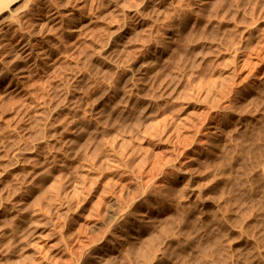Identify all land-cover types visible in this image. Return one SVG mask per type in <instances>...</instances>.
Here are the masks:
<instances>
[{
  "label": "rangeland",
  "instance_id": "1",
  "mask_svg": "<svg viewBox=\"0 0 264 264\" xmlns=\"http://www.w3.org/2000/svg\"><path fill=\"white\" fill-rule=\"evenodd\" d=\"M64 1L30 0L27 5L20 6L22 8H19L18 13L20 16H24L22 20L26 31L32 29L29 22L34 16H39L45 12V8L50 4L60 5ZM168 1H72L71 5L61 8L62 21L54 24L44 38H38V43L46 45V50L43 53L36 50L30 61L20 62L27 71L26 78L21 79L17 75L14 69L15 66H12L13 64L6 65L8 67H6L5 74L0 75V235H4L0 237V256H2L0 262L5 261L6 264H10L12 259L21 257V262L23 261L21 264H29L28 261L32 262L30 264H33L34 261L40 262L39 264H66L72 256V259L76 261L73 264H82L84 258L90 256L92 246L104 241H100V238L99 240L96 239V235L98 234L97 236L100 235V237L104 235L103 238L105 239V232L108 233V229H112L113 224L111 223L114 220V224L118 221V225L115 224L118 227L119 225L125 227L124 234L125 231L127 234L128 231L136 229L135 238L126 237L125 235L121 239L122 250L120 253L118 252L119 254H116L117 256L115 255L117 258H114V262L117 264L119 262L124 263V261L129 262V264H142L143 262V264H147L148 256L151 260L148 264H264V0H235L238 4L234 3V5L229 0H222L226 4L221 0H208L203 8L199 6V0ZM219 1L227 8L225 6L223 8L221 2L219 3L222 4L220 7L217 4ZM110 2L111 4H108ZM237 5H241L240 9H236L239 8ZM231 6H235V8L232 10ZM225 9L226 14L223 13ZM235 10L238 11V14ZM219 11L222 12H220L222 15L218 14ZM32 12L36 14L33 15ZM157 12H160L161 16ZM137 13L139 14L137 15ZM197 14L198 16L202 15L201 17L205 19L197 18ZM90 17L92 18L89 19ZM177 25L179 34L176 36L175 43H172L168 48L163 45L162 41L165 42L166 38L168 39L171 29ZM132 31L134 32L132 33ZM162 46L168 50L163 49L164 51L160 55V47ZM155 48L159 49L156 50ZM171 52L172 54H170ZM44 53L46 55H43ZM156 54L159 63L156 62L157 64L152 66L154 70L151 69L152 67L148 68L143 76H140L138 72H133V70H136V66L150 60L151 55ZM5 57L3 51L0 50V68L4 65ZM105 91L108 92L105 93ZM102 92L107 95L104 96ZM106 100L109 102H106ZM138 100L139 105L136 102ZM149 101L153 105L147 104ZM104 103L107 105L105 106ZM145 103L146 107L149 105L146 110L143 107ZM130 106L135 107L130 108ZM137 107L141 112L137 110ZM140 107H143L144 114ZM129 109L132 111L130 112ZM133 109H135L134 112ZM136 110L138 113H136ZM79 125L83 126V129ZM135 126L136 128H134ZM137 128L141 129V132L138 133V136H135L136 132L133 131ZM113 133L114 135L116 133L117 136H114ZM71 135L76 138V141L74 140L72 143H70V141H73ZM109 136H114V138L112 139ZM106 137H109L108 141L116 140L115 145L110 144L111 142H109V145L108 141H105L107 140ZM116 137L118 140L115 139ZM120 141H122L121 144ZM112 143L114 142L112 141ZM104 145L105 148H110V151L107 148L106 151ZM98 149L103 154L109 152L111 154L109 156L106 154V157V155L98 153ZM207 153L211 156H208ZM94 156H97L94 158L95 162L97 161L96 163L93 162ZM32 157L33 159H31ZM98 157L103 160L101 158L98 160ZM34 158H36V161ZM45 158L47 159L44 162ZM106 158L109 160H106ZM100 160H102V163L99 162L101 164L104 161L103 165L98 164ZM106 161H110V163H105ZM91 164L95 165L92 166ZM105 164L107 166L108 164L112 165L107 167ZM86 165H88L87 168ZM89 165L95 168L91 167L89 169ZM46 166H50L49 169L52 167L50 169L51 173L48 168L47 170L44 169ZM105 166L107 169L103 170ZM99 167H103L102 170L100 169L101 171L98 170L100 173L97 171ZM227 169L228 171H226ZM42 170L46 171L43 172ZM38 171L44 174L49 172L53 179L50 174H48L49 177L48 175L43 176L44 174L38 173ZM221 171L224 173H221ZM59 172L61 173L59 177L64 174L65 179L63 180L65 182L62 177L56 179V176H58L56 174H59ZM95 172L97 175H95ZM36 174L39 175L36 176ZM93 174L95 176L99 174V180L94 176L98 181L94 177L91 178ZM88 175H91V179ZM224 176L228 178L224 179ZM229 176H233V178L230 177L231 180H229ZM69 177L73 178V182ZM54 178L59 180L57 181L59 183H55ZM83 178H87L88 182L83 181L85 180ZM92 179L98 185L95 182V186H93ZM51 180H54L53 183ZM41 181L44 183H41ZM67 181L70 183L67 184ZM29 182L30 184H28ZM79 182L83 183L81 187L77 185L80 184ZM73 183L81 189L83 188L82 185L85 187V185L91 183L88 185L90 188L95 187V190L91 188L90 191L89 186H87L89 190L85 187L87 189L83 188L82 193L80 192L81 189L73 186ZM47 185H51L55 189H57V186L60 188L62 186L67 191L69 189V191L63 189L64 193L62 188V192L57 191L61 194L60 199L64 193V200L61 199L60 202H57L59 198L56 195L59 193L54 189L51 192V187ZM152 185L153 188H156L157 185V188L151 189ZM70 187H72V190H70ZM207 187L209 188L207 189ZM76 188L77 192L74 196L77 198L79 196L78 199L72 197ZM42 189L43 191L46 190L45 195ZM201 189L203 194L205 192L204 198L211 197V201L209 200L206 206H200L199 201L196 199V195ZM18 190L20 191L17 193ZM25 190L29 192L27 193ZM105 190L107 194L111 191L112 196L105 194ZM38 191L43 193L44 198L43 196L40 197L43 200L45 199V202L41 203V198L38 197L36 199L38 204L35 200L31 203V198L35 199L37 194L38 196L42 195ZM142 191L146 194H141ZM87 192H90L89 196ZM78 193H82L86 199ZM113 193L117 195L115 196ZM162 193L167 194L165 196ZM52 194L56 198L52 197ZM67 194L68 197H70L69 194L71 195L70 199L74 204L70 202L69 198L68 200L65 197ZM98 194L100 200L97 197ZM101 194H104L105 203ZM168 195L169 197H167ZM230 195H234L233 198ZM46 196L51 197L47 198ZM107 196L108 198H106ZM117 196L120 198L116 199ZM134 196L137 197L134 198ZM146 197L149 200H145ZM19 198L20 200H26V202L20 201ZM92 198L104 204L98 201V209L101 204L103 206H100L99 212H97L98 215L100 213L102 215H99V218H97L96 211L98 210L96 206L93 207L95 209L94 213H96L93 215L95 216L91 215L94 210L90 207L94 206L92 202L95 204ZM65 199L74 207L69 205ZM50 200L52 203L50 202V207H48L49 203L47 201ZM79 200L81 202L85 200L83 201L84 204L80 203ZM13 201L19 202V204L16 205ZM55 201L59 208L55 207L57 206ZM109 201L113 202L115 206L119 205L120 209ZM129 201L134 206L130 205ZM212 201L214 203H211ZM65 202L67 205H65ZM106 202H109V204L107 203L108 208H105ZM119 202L123 206L122 208ZM45 203L46 206H44ZM31 204L36 206H31ZM59 204H62V206ZM81 204L83 207L80 206ZM147 204L150 205L147 206ZM29 205L32 208L30 211ZM24 206L29 208L25 210ZM52 206L53 211L59 210L60 215L58 211H56L57 214H52ZM75 206L76 209L78 208L77 210H75ZM231 206L232 211L235 210L234 213L231 211ZM10 207H12L11 210ZM40 207H43V209H40ZM46 207L50 208V211ZM126 207L128 210L132 209L131 221L122 217L125 210L127 211ZM35 209H39L38 212L40 213L37 214ZM66 209L68 212L71 209V214L68 215ZM105 209L110 211L103 212ZM45 210L47 211L45 212ZM107 211L110 215H113L110 217ZM112 211L114 213H111ZM134 211L137 212L134 213ZM147 211L149 213L154 212L152 218L153 221L155 218V223L151 222L152 218H149L146 221L148 224L145 222L143 225L139 218ZM34 212L36 214H31ZM41 212L48 217V225L45 224L47 218ZM65 213L68 216L64 215ZM83 213L89 215H83ZM11 214L14 215L11 216ZM51 214L53 218L50 217ZM103 214L106 216L104 217ZM26 215H31V218ZM60 216L64 221L66 220V224ZM217 216L219 219L216 218ZM20 217L22 220L25 219V222L28 220L27 223L22 225L23 227L17 226L23 223L19 222L18 218ZM23 217L25 218L23 219ZM103 217H107V219ZM30 219L35 220V222ZM37 219H39V222ZM49 219L52 220L50 226L54 225L52 228H49ZM186 219L188 222H186ZM40 221L44 226H39ZM84 221H87V224L84 223L83 225L82 222ZM93 221L96 222L93 223ZM105 221H108L110 225ZM31 222L34 224L31 225ZM53 223H56L57 226ZM60 223L62 226L64 224L67 226L64 225L61 230ZM79 223L82 225L79 226L81 229L77 226L80 225ZM99 223H104L103 227ZM28 224L29 228L26 227ZM58 224L60 226L59 230L57 229ZM164 224L166 226L169 224L171 228L168 226V230L161 229L166 228ZM105 225L106 228H104ZM34 227H36V230ZM16 228L23 230L22 232L17 230L20 234H15L13 231H16L14 230ZM9 229L12 233H9ZM24 229L31 235H28L30 238ZM73 229H78V233ZM68 230L73 241L70 239L71 236H68ZM82 230H86L87 233L84 234ZM24 231L26 233V237H24H28L29 240L24 238L26 241H22L20 236L25 235ZM59 231L63 234L58 233ZM168 231L171 233H168ZM40 233H44L45 236L42 237ZM156 233L160 235L163 233L162 236L166 237L167 235V237L154 236ZM147 234H149V237H156L157 241L161 238L162 240L154 242L155 245L152 246V237L148 238ZM12 235L17 238H11ZM32 235L35 236L32 237ZM87 235L91 237L90 241ZM174 235L175 237L171 238ZM61 236H63L62 239ZM64 237L66 241H61ZM81 237L82 239L85 237L87 240H81ZM15 238L18 240L16 246L15 243L17 242L13 244V241H16ZM39 238H44L43 241L40 240L43 244L38 241ZM78 238H80L79 241ZM19 239L22 243L19 242ZM92 239H94V242ZM113 239L115 238L113 237ZM95 240L100 243L95 242ZM70 241L73 244L69 243ZM33 242L35 244H32ZM36 242L37 246L41 248L43 245L45 248L42 247L43 249L39 250L35 246ZM65 242L68 243L67 246L69 247H66ZM74 242L76 244L80 242V244L75 245ZM82 242L83 244L85 242L83 246L85 250L82 249ZM23 243H31L32 246L36 247L37 252L41 251L39 252L40 255L36 252L35 254L38 255L35 256L30 250H25ZM12 244L14 249L10 246ZM85 245L89 246H87V252L89 251V253L86 252ZM156 245L158 247L155 248ZM75 246H78L76 249L82 250L76 252ZM132 246H135V249ZM148 246L149 248H147ZM50 247L51 249L48 251L47 248ZM128 247L136 252L127 251ZM159 248L163 252L159 251ZM149 249H152V255L151 253L148 254ZM124 250L127 256L132 253L128 256L129 258H126ZM82 251L83 255H81ZM137 251L138 256H136ZM27 252H31L29 255L35 256L36 258L33 259L37 261L33 259L31 261V256L29 259L25 257L26 254L23 253ZM74 252L76 254L81 252L77 255V257L81 255L78 259L79 262L76 260L77 257H74L76 255ZM14 253V256L20 255V257H14ZM66 253L70 256H67V258L69 257L68 260L65 259V256L68 255ZM43 254L47 255L44 256ZM145 255L147 256L143 258ZM51 256L55 258L52 259ZM151 256H154L153 258L156 261L154 259L152 261ZM161 256L163 259H161ZM89 258L91 260V257ZM145 258L148 259H146L147 263ZM55 259L57 261L53 262ZM6 260L11 261L7 262Z\"/></svg>",
  "mask_w": 264,
  "mask_h": 264
},
{
  "label": "bare ground",
  "instance_id": "2",
  "mask_svg": "<svg viewBox=\"0 0 264 264\" xmlns=\"http://www.w3.org/2000/svg\"><path fill=\"white\" fill-rule=\"evenodd\" d=\"M72 1H78V0H65V1H64L62 4H60V5H55V4H53V5L50 4V5H49V4H48L49 6H47V7L45 8V9H46L45 12H43V13H42L41 15H39V16H38V15L34 16V18H32V19L30 20L29 23L31 24L32 29L29 30V31L27 32L26 29H25V27H24V22H23V20H22V18H24V16H23V17L20 16L19 13H18V10H20V9L22 8V7H20V6H22V5H27L28 2H30V0H0V50L3 51V53H4L5 56H6V57H5V60H4L5 62H3L4 65L0 68V75H3V73L6 72V67H8V66H6V65H9V64L12 65V64H13L12 66H15L14 69L16 70L17 75H18L21 79H24V78L27 77V71L25 70V68L22 66V64H21L20 62L23 63V62H28V61H30V60L33 58V56H34L36 50H38V51L41 52V53H43V52L46 50V45H44L43 43H42V44L38 43V41H39L38 38H40V37H43V38H44V37L50 32V30H51V28L54 26V24H57L59 21H62V20H61V17H63V16H62V14H61V8H62L63 6H64V7H67V6L71 5ZM117 1H118V0H117ZM166 1H168V0H166ZM170 1H172V0H170ZM207 1H208V0H199V3H200L199 6H201V8H203V6L205 7V6H206L205 3H206ZM221 1H222V0H221ZM221 1L217 2V4H219ZM229 1L231 2V4L233 3V5H234V3H237V2H235V0H233L234 2H232L231 0H229ZM239 1H240V0H239ZM239 1H238V2H239ZM112 2H113V1H112ZM115 2H116V1H115ZM115 2H114V3H115ZM164 2H165V1H164ZM168 2H169V1H168ZM222 2H224V1H222ZM222 2H221V3H222ZM230 2H229V3H230ZM224 3L226 4V2H224ZM108 4H111V2L108 3ZM162 4H165V3H162ZM206 4H207V3H206ZM222 4H223V3H222ZM222 4H221V5H222ZM231 4H230V5H231ZM237 4H238V3H237ZM159 5H160V4H159ZM219 5H220V4H219ZM221 5H220V7H221ZM163 6H164V5H163ZM199 6H198V7H199ZM224 6H225V5L223 4V8H224ZM228 6H229V5H228ZM235 6H236V5H235ZM235 6H234V7L231 6V7H232V10H233V8H235ZM237 6H239V5H237ZM240 6H241V5H240ZM240 6H239V8H236V9H240ZM158 7H159V6H158ZM158 7H157V8H158ZM19 8H20V9H19ZM114 8H115V7H114ZM223 8H222V9H223ZM225 8H227V7L225 6ZM162 9H163V8H162ZM159 10H160V12L162 11L161 8H160ZM199 10H201V9H199ZM219 10H221V9H219ZM34 12H35V11H34ZM135 12H136V11H135ZM135 12H134V13H135ZM160 12H159V13H160ZM220 12H221V11H219L218 14H219ZM226 12H227V11H226V9H225V10L223 11V13L226 14ZM235 12H237V14H238V11L235 10ZM235 12H234V13H235ZM32 13H33V12H32ZM159 13L157 12V14H159ZM221 13H222V12H221ZM221 13H220V14H221ZM35 14H36V13H33V15H35ZM138 14H139V13H137V15H138ZM160 14H161V13H160ZM160 14H159V15H160ZM220 14H219V15H220ZM30 15H31V14H30ZM195 15H196V14H195ZM221 15H222V14H221ZM76 16H77V15H76ZM160 16H161V15H160ZM162 16H163V15H162ZM201 16H202V15L198 16V14H197V18H198V17H201ZM79 17H80V16H79ZM158 17H159V16H158ZM91 18H92V17H90L89 19H91ZM202 18H203V17H201L200 19H202ZM77 19H78V17H77ZM203 19H205V18H203ZM203 19H202V20H203ZM73 20H74V19H73ZM138 20H140V19H138ZM196 20H197V19H196ZM74 21H75V20H74ZM84 21H85V20H84ZM137 22H138V21H137ZM139 22H140V21H139ZM198 22L200 23V21H198ZM181 23H182V22H181ZM181 23H179V25H181ZM219 24H220V23H219ZM219 24H218V25H219ZM175 25H176V23H175ZM213 25H214V24H213ZM221 26H222V25H221ZM221 26H220V27H221ZM131 27H132V26H131ZM171 27H173V26H171ZM132 28H133V27H132ZM124 29H125V27H124ZM124 29H123V30H124ZM178 29H179V28H178V25H177V26H174V27L171 29V30H172L171 32H170V30H169V32H170L169 37L167 36L168 39L166 38V41L163 39V40L165 41V42L162 41L163 45H165L166 47L169 48L170 45H171L172 43H175L174 41L176 40V36H178L177 34H179V33H178ZM219 29H220V28H219ZM254 29H255V28H254ZM254 29H253V30H254ZM129 30H130V29H129ZM131 30H132V29H131ZM250 30H251V27H250ZM253 30H252V31H253ZM134 31H135V30H134ZM134 31H132V33H133ZM121 32H122V31H121ZM169 32H168V33H169ZM179 32H180V31H179ZM249 32H251V31H249ZM130 33H131V31H130ZM125 35H126V34H125ZM120 36H121V35H120ZM127 36H128V35H127ZM118 37H119V36H118ZM122 37H123V36H122ZM44 43H45V42H44ZM160 43H161V42H160ZM162 43H161V44H162ZM161 44H159V45H161ZM120 46H121V45H120ZM156 46H157V45H156ZM172 46H173V45H172ZM172 46H171V47H172ZM183 47H184V46H183ZM160 48H161L160 55H162V52L164 51L163 49H166V48H165L164 46H162V47H160ZM155 49H156V48H155ZM158 49H159V48H158ZM158 49H156V50H158ZM172 49H174V48L172 47ZM176 49H177V48H176ZM166 50H168V49H166ZM166 50H165V51H166ZM155 52H156V51H155ZM153 54H154V53H153ZM170 54H172V52H171ZM170 54H169V55H170ZM43 55H46V53H44ZM167 55H168V54H167ZM149 56H150V55H149ZM157 56H158L157 54L154 55V56L151 55L150 60H148V61H144V62L140 63L138 66H136V68H135L136 70H135V71L132 69L133 72H138V73L140 74V76H143L144 74H146V71H147L148 68H151L152 66H155V64H157L156 62H158V60H159ZM147 57H148V56H147ZM159 57H160V56H159ZM169 57H170V56H169ZM164 58H165V57H164ZM98 59H99V58H98ZM145 59H147V58H145ZM157 59H158V60H157ZM103 60H104V59H103ZM99 61H100V59H99ZM104 63H105V62H104ZM108 63H109V61H108ZM110 63H111V62H110ZM158 63H159V62H158ZM111 64H112V63H111ZM10 65H9V66H10ZM107 65H108V64H107ZM135 65H136V64H135ZM158 65H159V64H158ZM12 66H11V67H12ZM156 66H157V65H156ZM9 69H11V68H9ZM14 69H13V70H14ZM151 69L154 70L153 67H152ZM155 69H156V68H155ZM149 70H150V69H149ZM4 74H5V73H4ZM131 74H132V73H131ZM131 74H130V75H131ZM130 75H129V77H132V76H130ZM133 75H134V74H133ZM136 75H137V74H136ZM132 78H133V77H132ZM106 92H108V91H105V93H106ZM102 93H104V92H102ZM105 93L103 94L104 96L107 95V94L105 95ZM101 95H102V94H101ZM101 95H100V96H101ZM100 96H99V97H100ZM109 96H110V95H109ZM101 98H102V97H101ZM108 99H109V98H108ZM103 100H104V99H103ZM142 100H143V99H142ZM150 100H151V99H150ZM152 100H153V99H152ZM145 101H146V100H145ZM153 101H155V100H153ZM156 101H157V100H156ZM106 102H109V101L106 100ZM106 102H105V103H106ZM136 102H137L138 105H139V100L136 101ZM141 102H142V101H141ZM105 103H104V105H105ZM149 103H150V101H149L147 104H149ZM152 103H154V102H152ZM157 103H158V102H157ZM133 104H134V103H133ZM150 104H151V103H150ZM100 105H101V103H100ZM100 105H99V106H100ZM106 105H107V104H106ZM106 105H105V106H106ZM134 105H135V106H138V105H136V103H135ZM151 105H153V104H151ZM155 105H156V104H155ZM135 106H130V108H131V107H135ZM141 106H142V103H141ZM148 106H149V105H148ZM148 106H147V107H148ZM143 107H144V109L146 110V108H147V107H146V103H145V106H144V104H143ZM143 107H142V108L140 107L141 110L143 109ZM151 107H152V106H151ZM154 107H155V106H154ZM135 109H136V108H135ZM135 109H133V112H134ZM151 109H153V108H151ZM137 110L140 111V110L138 109V107H137ZM137 110H136V113H138ZM129 111L131 112L132 110L129 109ZM140 112H141V111H140ZM142 112H143V114H144V111H143V110H142ZM147 113H148V112H147ZM130 114H131V113H130ZM139 114H140V113H139ZM143 114H142V115H143ZM146 115H147V114H146ZM139 118H140V119H139L138 121L140 122L142 116L139 117ZM81 123H82V122H81ZM138 124H139V123H138ZM84 125H85V123H84ZM79 126H81V125H79ZM138 126H140V125H138ZM81 127H82V129H83V126H81ZM84 127H85V126H84ZM134 128H136V126H135ZM78 130H79V129H78ZM133 130H134V129H133ZM133 130H132V131H133ZM80 131H81V128H80ZM132 131H131V132H132ZM81 132H82V131H81ZM133 132H136L135 136H136V135L138 136V133L141 132V129L137 128V130H135V131H133ZM78 133H79V131H78ZM78 133H77V134H78ZM71 134H72V133H71ZM75 134H76V133H75ZM75 134H73V135H75ZM108 135H109V134H108ZM113 135H114V133H113ZM115 135H116V133H115ZM115 135H114V136H115ZM71 136H72V135H71ZM114 136H113V137L109 136V137H111V138L113 139ZM116 136H117V135H116ZM118 136H119V135H118ZM109 137H108V138H109ZM122 137H123V136H122ZM70 138H71V137H70ZM106 138H107V137H106ZM108 138H107V140H105L106 142L108 141ZM68 139H69V136H68ZM115 139H117V137H116ZM119 139H120V137H119ZM71 140H73V141H70V143L74 142V140L76 141V138H75L74 136H72ZM110 140H111V139H110ZM117 140H118V139H117ZM121 140H123V139H121ZM105 141H104V142H105ZM112 141H113L114 143H112ZM106 142H105V143H106ZM109 142H111L110 144H114V145H115L116 140L108 141V144H109ZM121 142H122V141H120V144H121ZM75 143H76V142H75ZM108 144L106 143L107 146H108ZM110 144H109V145H110ZM120 144H119V145H120ZM114 145H113V146H114ZM111 146H112V145H111ZM111 146H110V147H111ZM114 147H115V146H114ZM104 148H105V145H104ZM106 148H107V147H106ZM106 148H105V149H106ZM107 149H108V148H107ZM107 149H106V151H107ZM109 149H110V148H109ZM109 149H108V150H109ZM112 149H114V148H112ZM215 150H216V149H215ZM109 151H110V150H109ZM212 151H213V150H212ZM39 152H40V151H39ZM99 152L102 153L101 150L98 149V153H99ZM95 153L97 154V152H95ZM211 153H212V152H211ZM96 154H95V155H96ZM106 154H108V156H109V154H111V152L106 153ZM106 154H103V153H102V155H106ZM113 154H114V153H113ZM207 154H208V153H207ZM41 155H42V154H41ZM100 155H101V154H100ZM215 155H216V154H215ZM33 156H34V155H33ZM97 156H99V155H97ZM97 156H94L93 159H94L95 157H97ZM113 156H114V155H113ZM208 156H211V154H210V155L208 154ZM30 157H31V156H30ZM37 157H38V156H37ZM37 157H36V158H37ZM39 157H40V156H39ZM39 157H38V158H39ZM101 157H102V156H101ZM101 157H98V160H99V158H101ZM106 157H107V155H106ZM110 157H112V156H110ZM110 157H109V158H110ZM214 157L216 158V156H214ZM36 158H34V160H35ZM38 158H37V160H38ZM114 158H115V157H114ZM31 159H33V157H32ZM46 159H47V158L44 159V162H45ZM93 159H92V160H93ZM96 159H97V158H96ZM101 159H102V158H101ZM104 159H105V157H104ZM107 159H108V158H106V160H107ZM110 159H113V158H110ZM102 160H103V159H102ZM102 160L98 161V164L103 165V164H104V161H103V164H101V163H102V162H101ZM108 160H109V159H108ZM113 160H115V159H113ZM213 160H214V159H213ZM215 160H216V159H215ZM35 161H36V160H35ZM41 161H42V160H41ZM69 161H70V160H69ZM75 161H76V160H75ZM90 161H91V160H90ZM38 162H39V161H38ZM38 162H37V163H38ZM44 162H43V163H44ZM91 162H92V161H91ZM93 162L96 163L97 161L95 162V159H94ZM99 162H101V163H99ZM108 162L110 163V161H108ZM108 162L106 161L105 163H108ZM111 162L113 163L112 160H111ZM41 163H42V162H41ZM48 163H49V162H48ZM48 163H47V165H48ZM71 163H72V162H71ZM38 164H40V163H38ZM45 164H46V163H45ZM49 164H50V163H49ZM73 164H74V163H73ZM88 164H89V163H88ZM40 165H41V164H40ZM40 165H39V167H40ZM43 165H44V164H43ZM70 165H71V164H70ZM91 165H92V164H91ZM93 165H95V164H93ZM93 165H92V166H93ZM105 165L107 166V164H105ZM111 165H112V164H111ZM111 165L108 164V166H111ZM41 166H42V165H41ZM44 166H45V165H44ZM72 166H74V165H72ZM87 166H88V165H86V168H87ZM89 166H90V165H89ZM92 166H90V167H88V168L90 169ZM96 166H97V165H96ZM106 166H105L104 169H103V167H99V169L97 168V171L100 170L101 168H102L103 170L107 169ZM108 166H107V167H108ZM34 167H35V165H34ZM37 167H38V166H37ZM48 167H50V166H48ZM48 167L46 166V167H44V169L47 170ZM92 168H95V167H92ZM109 168H110V167H109ZM38 169H39V168H38ZM40 169H41V168H40ZM44 169H43V170H44ZM48 169H49V168H48ZM50 169H52V167H51ZM50 169H49V170H50ZM102 169H101V170H102ZM34 170H36V169H34ZM43 170H42V171H43ZM46 170H45V171H46ZM101 170H100V171H101ZM45 171H43V172H45ZM97 171H96V172H97ZM223 171L225 172V169H224ZM223 171H221V173H222ZM226 171H228V169H227ZM40 172H41V171H38V173H40ZM96 172H95V173H96ZM224 172H223V173H224ZM41 173H42V172H41ZM50 173H51V170H50ZM50 173L48 172V174H50ZM61 173H62V171H61ZM61 173L59 172V174H56V175H58V176H56V179H57V178L60 179L61 177H62V180L65 179V177L63 176L64 174H63L61 177H59ZM98 173H100V172L98 171ZM29 174H30V173H29ZM42 174H44V173H42ZM48 174H47V172H46L43 176H47ZM101 174H102V173H101ZM226 174H227V172H226ZM226 174H224V175H226ZM229 174H230V173H229ZM31 175H32V173H31ZM38 175H39V174H38ZM38 175L36 174V176H38ZM54 175H55V174H54ZM54 175H53V176H54ZM95 175H97V173H96ZM95 175L93 174L91 178H93ZM221 175H223V174H221ZM50 176H51V174H50ZM88 176H89V175H88ZM90 176H91V175H90ZM90 176H89V178H90ZM101 176H102V175H101ZM101 176H100V178H101ZM227 176H228V175H227ZM40 177H42V176H40ZM48 177H49V175H48ZM51 177H52V176H51ZM63 177H64V178H63ZM95 177H97V179H98L99 174H98V176H95ZM95 177H94V179L97 180ZM102 177H104V176H102ZM105 177H106V176H105ZM230 177L233 178V176H229V180H231ZM29 178H30V177H29ZM66 178H67V177H66ZM69 178H71V177H69ZM78 178H79V177H78ZM91 178H90V179H91ZM223 178H224V179H227L228 177L225 178V176H224ZM43 179H44V178H43ZM52 179H53V177H52ZM56 179L54 178V180H56ZM67 179H68V178H67ZM71 179H72V182H73V178H71ZM83 179H85V178H83ZM83 179H81V180H83ZM86 179H87V178H86ZM86 179L83 180V181L88 182V179H87V181H86ZM90 179H89V181H90ZM94 179H92V182H93L92 184H93V186H95L94 183L96 182V181L94 182ZM105 179H106V178H105ZM216 179H217V178H216ZM221 179H222V178H221ZM29 180H30V179H29ZM41 180H42V179H41ZM48 180H49V179H48ZM54 180H53V181H54ZM69 180H70V179H69ZM81 180H80V181H81ZM98 180H99V179H98ZM98 180H97V181H98ZM233 180H234V179H233ZM30 181H32V180H30ZM45 181H46V179H45ZM53 181L51 180L52 183H53ZM57 181H59V180H56L55 183H59V182H57ZM63 181H64V180H63ZM63 181H60V182L62 183ZM74 181H75V180H74ZM77 181H79V180H77ZM83 181H82V182H83ZM215 181H216V180H215ZM218 181H219V180H218ZM220 181H221V180H220ZM225 181H227V180H225ZM42 182H43V181H41V183H42ZM64 182H65V181H64ZM75 182H76V181H75ZM82 182H79L80 184H77V185H80V187H81V184H83ZM90 182H91V181H90ZM99 182H100V181H99ZM101 182H102V181H101ZM41 183H40V184H41ZM43 183H44V182H43ZM49 183H50V180H49ZM68 183H70V182L67 181V184H68ZM215 183H216V182H215ZM219 183H220V182H219ZM224 183H225V182H224ZM228 183H229V181H228ZM16 184H17V183H16ZM28 184H30V182H29ZM64 184H65V183H64ZM67 184H65V185H67ZM71 184H72V183H71ZM71 184H70V185H71ZM73 184H74V183H73ZM88 184H91V183H88ZM88 184H87V186H89ZM95 184H97V182H96ZM231 184H232V182H231ZM31 185H32V184H31ZM41 185H42V184H41ZM59 185H61V184H59ZM75 185H76V184H74L73 186H75ZM97 185H98V184H97ZM153 185L155 186L154 183H153ZM153 185H152V188H151V189H156V188H157V185H156V188H153ZM217 185H218V184H217ZM17 186H19V185H17ZM28 186H29V185H28ZM32 186H33V185H32ZM38 186H39V185H38ZM42 186H43V185H42ZM47 186H50V187H51V188H50V189H51V192H52L53 189H54V191L56 190V192H57V191L60 192V191H61V188H62V191L65 190V188H63L62 186H61V188H60L59 186H57V187H56L57 189L53 188L51 185H47ZM47 186H46V187H47ZM68 186H69V185H68ZM87 186L85 185V187H87ZM91 186H92V185H91ZM15 187H16V186H15ZM15 187H14V188H15ZM54 187H55V186H54ZM58 187H59V189H58ZM75 187L79 188L78 186H75ZM75 187H74V188H75ZM82 187L85 189V187H84L83 185H82ZM149 187H151V186H149ZM16 188H17V187H16ZM16 188H15V189H16ZM19 188H20V186H19ZM71 188H72V187H70V190H72ZM77 188H76V190L73 189V190H74V191H73L74 194L72 193V194H73L72 197H73L74 195H76L75 193L77 192ZM83 188H82V189H83ZM87 188H88V187H87ZM87 188H86V189H87ZM89 188H90V186H89ZM89 188H88L87 190H89ZM91 188H92L93 190H95V187H91ZM91 188H90V191H91ZM97 188H98V187H97ZM97 188H96V189H97ZM208 188H209V187H207V189H208ZM217 188H218V186H217ZM15 189H14V192L16 193ZM30 189H31V188H30ZM32 189H33V188H32ZM32 189H31V190H32ZM45 189H46V188H45ZM45 189H44V191H43V189H42V192H44V195H45V191L48 190V189H46V190H45ZM63 189H64V190H63ZM79 189H81V188H79ZM82 189L80 190V192L83 193ZM86 189H85V190H86ZM146 189H147V188H146ZM22 190H23V189H22ZM97 190H98V189H97ZM100 190H102V189H100ZM109 190H110V189H109ZM143 190H145V189H143ZM149 190H150V189H149ZM149 190H148V192H149ZM19 191H20V190H18L17 193H18ZM25 191H26V190H25ZM49 191H50V190H49ZM62 191H61V192H62ZM65 191H67V190H65ZM65 191H64V193H65ZM68 191H69V189H68ZM68 191H67V192H68ZM78 191H79V190H78ZM105 191H106V190H105ZM114 191H116V190H114ZM151 191H152V190H151ZM151 191H150V192H151ZM26 192H27V191H26ZM26 192H25V193H26ZM28 192H29V191H28ZM28 192H27V193H28ZM33 192H35V191H33ZM38 192H39V191H38ZM40 192H41V191H40ZM40 192H39V194H40ZM42 192H41V193H42ZM59 192H57V193H59ZM84 192H85V191H84ZM101 192H102V191H101ZM110 192H111V191H110ZM110 192H108V194H110ZM112 192H113V190H112ZM157 192H158V191H157ZM160 192H161V191H160ZM64 193H63V197H64ZM82 193H80V194H82ZM87 193H88V192H87ZM89 193H90V192H89ZM89 193H88V196H89ZM102 193H105V192H102ZM155 193H156V192H155ZM20 194H22V193H20ZM23 194H24V193H23ZM36 194H37V193H36ZM36 194H35V196H36ZM48 194H49V193H48ZM48 194H46V195H48ZM78 194H79V193H78ZM80 194H79V195H80ZM105 194H107V191H106ZM108 194H107V195H108ZM113 194H114V193H113ZM141 194H146V192L144 193V192L142 191ZM153 194H154V193H153ZM153 194H151V195H153ZM162 194H163V193H162ZM165 194H167V193H164L163 195H165ZM195 194H197V193H195ZM204 194H205V192H204ZM204 194L202 193V189H201V190L199 191V193L196 195L197 197L195 196L196 199L199 201L200 206H206V204L209 202V200L211 201V199H210L211 197H206V198H204ZM25 195H26V194H25ZM29 195H30V194H29ZM44 195H43V193H42V195L40 194L39 196H38V194H37V197H36L35 199H34V198H33V199L31 198L30 202H31V201H34V200H35V202H36V201H38V200H36L38 197L43 196V198H44ZM55 195H56V194H55ZM60 195H61V194L59 193L58 195H56V197L58 196L57 198H59ZM82 195H83V194H82ZM90 195H91V194H90ZM93 195H94V194H93ZM101 195H102V194H101ZM103 195H104V194H103ZM103 195H102V198H103ZM110 195H111V194H110ZM114 195H115V194H114ZM116 195H117V194H116ZM116 195H115V196H116ZM151 195H150V196H151ZM14 196H15V195H14ZM18 196H19V195H18ZM35 196H34V197H35ZM53 196H54V194H52V197H53ZM69 196L71 197L70 194H69ZM77 196H78V195H77ZM80 196H81V195H80ZM86 196H87V195H86ZM98 196H99V194L97 195V197H98ZM105 196H106V195H105ZM111 196H112V195H111ZM139 196H140V195H139ZM148 196H149V195H148ZM148 196H147V197H148ZM165 196H166V195H165ZM233 196H234V195H233ZM233 196L230 195V197H232V198H233ZM25 197H26V196H25ZM27 197H28V196H27ZM46 197H47V196H46ZM49 197H51V196H49ZM49 197H47V198H49ZM54 197H55V196H54ZM56 197H55V198H56ZM63 197H61L62 201L64 200ZM65 197H66L67 199H68V198L70 199V197H68V194L65 195ZM74 197H76V196H74ZM83 197H84V195H83ZM132 197H133V196H132ZM135 197H137V196H134V198H135ZM143 197H144V196H143ZM147 197H146V199H145V198H144V199H145V200H149V199H147ZM152 197H154V196H152ZM167 197H169V195H168ZM14 198H15V197H14ZM40 198H41V201H40V200H39V201L42 203L45 199L43 200L42 197H40ZM76 198H77V197H76ZM76 198H75V201H76ZM78 198H79V196H78ZM78 198H77V199H78ZM84 198L86 199V197H84ZM84 198H83V199H84ZM100 198H101V197H100ZM106 198H108V196H107ZM111 198H112V197H111ZM118 198H120V197L117 196L116 199H118ZM50 199H51V198H50ZM59 199H60V198H59ZM59 199H58V200H59ZM61 199H60L59 201L57 200V202H60ZM67 199H65V200H67ZM69 199H68V200H69ZM92 199H93V198H92ZM98 199H99V197H98ZM103 199H104V198H103ZM131 199H132V198H131ZM160 199H161V198H160ZM235 199H236V198H235ZM19 200H20V198H19ZM27 200H28V199H27ZM46 200H47V199H46ZM51 200L53 201V199H51ZM51 200H50V201H47V202L49 203V204H48V207H50V204L52 203ZM54 200H55V199H54ZM68 200H67V203L69 204V203L71 202L72 199H70V202H68ZM73 200H74V199H73ZM99 200H100V199H99ZM99 200H94V199L92 200V201L95 202V204L97 203V205H95V204L92 202V204H93L94 206H91L90 208H92L94 211H92L93 213L91 214V209L89 208V209H90L89 212H90L91 215L96 214L97 212H99L100 206H102V204H103V203L100 202ZM109 200H111V199H109ZM120 200H121V199H120ZM132 200H134V199H132ZM137 200H138V199H137ZM142 200H143V198H142ZM161 200H162V199H161ZM167 200H169V199H167ZM16 201H18V200H16ZM16 201H13V202L16 203V205L19 204V202H16ZM20 201H24V200H20ZM83 201H85V200H83ZM83 201L81 202V200H79L80 203L84 204ZM98 201H99L100 203H102V204L99 206V209H98V207H97V206L99 205V204H98ZM113 201H114V200H113ZM117 201H118V200H117ZM127 201H128V200H127ZM127 201H126V202H127ZM140 201H141V199H140ZM162 201H163V200H162ZM169 201H170V200H169ZM25 202H26V200L24 201V203H25ZM30 202H27V203L29 204ZM44 202H45V201H44ZM47 202H46V203H47ZM50 202H51V203H50ZM103 202L105 203V199H104ZM109 202L112 203V205H114L113 202H111V201H109ZM109 202H106V204H107V203L109 204ZM114 202H115V201H114ZM132 202H133V201H132ZM143 202H144V200H143ZM31 203H32V202H31ZM36 203H37V202H36ZM41 203H40V204H41ZM46 203H45L44 206L47 205ZM53 203H54V202H53ZM55 203H56V201H55ZM61 203H63V202H61ZM71 203H73V202H71ZM75 203H76V204H79V203H77V202H75ZM119 203H120V202H119ZM122 203H123V202H122ZM134 203H135V202H134ZM145 203H146V202H145ZM148 203H149V202H148ZM211 203H214V201H212ZM11 204H12V201H11ZM20 204H21V203H20ZM37 204H38V203H37ZM73 204H74V203H73ZM82 204L80 205L81 207H83ZM108 204L106 205L105 208H108ZM126 204H127V203H126ZM129 204H130V205L132 204L131 201H129ZM129 204H128V205H129ZM165 204H166V202H165ZM171 204H172V203H171ZM16 205H14V206H16ZM32 205L34 206V204H31V206H32ZM42 205H43V204H42ZM56 205H57V203H56ZM59 205L62 206V204H59ZM65 205H67L66 202H65ZM65 205H64V206H65ZM69 205L72 206V204H69ZM103 205H104V204H103ZM120 205H121V203H120ZM128 205H127V207H128ZM132 205L134 206V204H132ZM135 205H136V204H135ZM140 205H141V204H140ZM149 205H150V204H149ZM149 205L147 204V206H149ZM212 205H213V204H212ZM232 205H233V204H232ZM31 206L29 205L30 208H29V207H26V208H25V206H24V208H25V210L29 208V211H30V210H32ZM35 206H36V205H35ZM35 206H34V207H35ZM44 206H43V207H44ZM54 206H55V205H54ZM61 206H60V208H61ZM64 206H63V207H64ZM76 206H77V205H76ZM76 206H75V210L78 209V208L76 209ZM95 206L97 207V210H98V211H96V213H94V212H95V209H94ZM114 206H115V205H114ZM116 206H117V205H116ZM116 206H115V207H116ZM125 206H126V205H125ZM167 206H168V203H167ZM234 206H236V205H234ZM12 207H13V206H12ZM12 207H10V210H11ZM21 207H22V206H21ZM43 207H40V209H43ZM55 207L57 208L58 205L55 206ZM68 207H69V206H68ZM68 207H67V208H68ZM72 207H74V206H72ZM85 207H86V206H85ZM85 207H84V209H85ZM93 207H94V208H93ZM102 207H103V206H102ZM102 207H101V208H102ZM111 207H112V206H111ZM115 207H114V208H115ZM117 207L119 208V205H118ZM122 207H123V206L121 205V208H122ZM127 207L125 208V209H127V211L125 210V212H124V210H122V211L124 212L122 217H123V219L129 220L130 218H132L133 215H132V211H131L132 209H131V210H130V209L128 210ZM142 207H143V206H142ZM150 207H151V206H150ZM153 207H154V206H153ZM164 207H165V206H164ZM169 207H170V205H169ZM16 208H17V207H16ZM38 208H39V207H38ZM46 208H47V207H46ZM52 208H53V206H52ZM52 208H51V209H52ZM58 208H59V207H58ZM87 208H88V207H87ZM129 208H130V206H129ZM135 208H136V207H135ZM137 208H138V207H137ZM17 209H18V208H17ZM33 209H34V208H33ZM47 209L50 211V208H47ZM71 209H72V208H71ZM71 209H70V211H72L74 208H73L72 210H71ZM80 209H82V208H80ZM103 209H104V208H103ZM103 209H102V210H103ZM112 209H113V208H112ZM116 209H117V208H116ZM116 209H115V210H116ZM119 209H120V208H119ZM119 209H117V210L119 211ZM149 209H150V208H149ZM149 209H148V210H149ZM151 209H153V208H151ZM165 209H166V208H165ZM235 209H236V208H235ZM10 210H9V212H10ZM19 210H20V209H19ZM21 210L23 211L22 208H21ZM35 210H36V209H35ZM35 210H34V211H35ZM53 210H54V208L52 209V211H53ZM60 210H61V209H60ZM62 210H63V209H62ZM86 210H87V209H86ZM106 210H108V209H105L103 212H105ZM134 210H135V209H134ZM142 210H143V209H142ZM12 211H13V210H12ZM38 211H39V209L36 210L37 214L40 213V212H38ZM40 211H41V210H40ZM43 211H44V210H43ZM43 211H42V212H43ZM46 211H47V210H45V212H46ZM49 211H48V212H49ZM56 211L59 212V210H56ZM56 211H55V212L53 211L52 214H54V213L57 214ZM70 211L68 212L67 209H66V213L68 212V215H69ZM80 211H81V210H80ZM108 211H110V210H108ZM108 211H107V212H108ZM113 211H114V210H113ZM113 211H112L111 213H114ZM122 211L120 212V214L122 213ZM138 211L140 212L141 210H138ZM152 211H153V210H152ZM169 211H170V210H169ZM231 211H232V206H231ZM231 211H230V212H231ZM0 212H1V211H0ZM26 212H27V211H26ZM32 212H33V211H32ZM36 212L31 213V214L34 215V214H36ZM42 212H41V214H43ZM74 212H75V211H74ZM100 212H101V211H100ZM136 212H137V211H134V213H136ZM147 212H148V211H147ZM147 212H146L144 215H142L140 218L138 217L139 220L142 222L143 225H144V223H145L149 218H152L153 213H154V212H151V213H149V212L147 213ZM234 212H235V210L232 211V213H234ZM23 213H24V212H23ZM63 213H64V212H63ZM66 213H65L64 215H66ZM75 213H76V212H75ZM77 213H78V211H77ZM115 213H116V212H115ZM141 213H142V212H141ZM18 214H20V213H18ZM47 214H48V213H47ZM47 214H46V215H47ZM52 214H51L50 217H52ZM58 214L60 215V212H59ZM70 214H71V213H70ZM100 214H101V213H100ZM100 214H99V215H100ZM108 214L110 215L109 212H108ZM117 214H119V212H117ZM139 214H140V213H139ZM160 214H161V213H160ZM230 214H231V213H230ZM13 215H14V214H13ZM13 215L11 214V216H13ZM16 215H17V213H16ZM16 215H15V216H16ZM22 215H23V214H22ZM24 215H25V214H24ZM24 215H23V216H24ZM49 215H50V213H49ZM49 215H48V216H49ZM62 215H63V214H62ZM64 215H63V217L65 218ZM68 215H66V216H68ZM83 215H89V214H88V213H87V214H84V213H83ZM91 215H90V217H91ZM99 215H98V213H97V216H98L97 218H99ZM112 215H113V214H112ZM112 215H110V217H111ZM155 215H156V214H155ZM158 215H159V214H158ZM169 215H170V214H169ZM2 216H3V214H2ZM17 216H18V215H17ZM26 216L28 217L29 215H26ZM40 216L42 217V215H40ZM43 216L46 217L44 214H43ZM70 216H72V215H70ZM70 216H69V217H70ZM93 216H95V215H93ZM93 216H92V218H93ZM100 216H102V215H100ZM103 216H104V214H103ZM105 216H106V215H105ZM105 216H104V217H105ZM114 216H115V215H114ZM114 216H113V219H114ZM117 216H118V215H117ZM134 216H135V215H134ZM0 217H1V213H0ZM21 217H22V216H21ZM21 217L18 218V220H19V222H21V223L23 222V223L20 224V225H17L18 227H21L22 225H24V223H27V221H28V220L26 219L27 221L25 222V219H24L25 217H23L24 220H22ZM27 217H26V218H27ZM29 217L31 218V215H30ZM32 217H33V216H32ZM37 217H38V216H37ZM41 217H40V218H41ZM44 217H42V218H44ZM84 217L86 218V216H84ZM88 217H89V216H88ZM90 217H89V218H90ZM104 217H103V218H104ZM110 217H109V218H110ZM120 217H121V216H120ZM120 217H119V219H120ZM122 217H121V218H122ZM156 217L158 218V216H156ZM12 218H14V217H12ZM42 218H41V219H42ZM46 218H47V220H46ZM46 218H45V220H46L45 222H46V223L43 222V223H45V224L48 223V222H47V221H48V217H46ZM52 218H53V217H52ZM52 218H51V219H52ZM60 218L64 221V219H63L61 216H60ZM60 218H59V219H60ZM70 218L72 219V217H70ZM74 218H75V217H74ZM81 218H82V217H81ZM94 218H95V217H94ZM103 218H102V219H103ZM109 218H108V219H109ZM134 218H135V217H134ZM216 218H218V216H217ZM51 219H49V220H50V221H49V226H50V223H51V221H52ZM57 219H58V217H57ZM61 219H60V220H61ZM75 219H76V218H75ZM75 219H74V221H76ZM82 219H83V218H82ZM87 219H88V218H87ZM87 219H84V220H87ZM95 219H96V218H95ZM100 219H101V217H100ZM104 219H107V217L104 218ZM113 219H112V220H113ZM218 219H219V218H218ZM13 220H15V219H13ZM30 220H32V221L35 222V220H33V219H30ZM62 220H61V222H62ZM69 220H70V219H69ZM110 220H111V219H110ZM115 220H116V219H115ZM126 220H124V221H126ZM133 220H134V219H133ZM150 220H151V219H150ZM186 220H187V219H186ZM220 220H221V219H220ZM37 221L39 222V219H37ZM37 221H36V222H37ZM53 221H54V220H53ZM55 221H56V219H55ZM57 221H59V220H57ZM65 221H66V220H65ZM65 221H64V222H65ZM67 221H68V217H67ZM88 221H89V220H88ZM96 221H97V219H96ZM96 221H93V223L96 222ZM101 221H102V220H101ZM103 221H104V220H103ZM108 221H109V220H108ZM108 221H107V222L105 221V222L108 223ZM130 221H131V219H130ZM154 221H155V218H154ZM154 221H153V218H152V221H151V222H154ZM221 221H222V220H221ZM12 222H13V221H12ZM15 222H17V221H15ZM29 222H30V221H29ZM38 222H37V223H38ZM72 222H73V221H72ZM72 222H71V223H72ZM79 222H80V221H79ZM86 222H87V221L82 222L83 225H84V223H86ZM97 222H98V221H97ZM111 222H112V221H111ZM127 222H128V221H127ZM148 222H150V221H148ZM186 222H188V220H187ZM216 222H217V221H216ZM37 223H35V224H37ZM40 223H41V224H40ZM40 223H39L40 225H39V224H38V225L41 227L42 222L40 221ZM58 223H59V222H58ZM93 223H92V224H93ZM109 223H110V221H109ZM109 223H108V224H109ZM117 223H118V221H117ZM117 223H115V224H117ZM134 223H135V222H134ZM146 223H147V222H146ZM154 223H155V222H154ZM184 223H185V219H184ZM220 223H221V222H220ZM223 223H224V222H223ZM32 224H34V223L31 222V225H32ZM53 224H55V225L57 226L56 223H53ZM60 224H61V223H60ZM65 224H66V222H65ZM65 224H64V225H65ZM69 224H70V223H69ZM69 224H68V225H69ZM79 224H80V225H77V226H78V227H79V226L81 227V226H82L81 223H79ZM86 224H87V223H86ZM86 224H85V225H86ZM99 224H100V223H99ZM103 224H104V223H103ZM103 224H102V223L100 224L101 227H103ZM111 224H113L112 227H111L112 229H108V233L104 231V232L106 233V235H105V239L103 238V237H104V235H103L104 233L102 234L103 236H101L102 238L100 237V235L97 236L98 234L96 235V237H95V235H93L96 239L98 238V240H99V238H100V241H103V240H104V241L100 243L99 241L95 240V242H99L100 244H98V245H96V246H92V244H91V246H92L93 248H92V250L90 251V253H89V251L87 252V248H88L89 246L87 245V246H88V247H87V246L85 245V246H86V252L89 253V255H90L89 257H91V260H90V258H89L88 256H86V257L84 256L85 258H84V261H83L82 264H115L116 262H114V258H117V257H116V256H117L116 254H117L118 252L120 253L121 250H122V247H123V246L121 247V245H122V241H121V239H122L123 237H125V235H126V237H134V238H135V236H136V231H135V230H136V229L133 230V231H131V230L128 231L127 234H126V231H125V234H124L123 231L125 230V229H124L125 227L123 228V227L120 226V225H119V227H118V226H117L118 224H117V225L114 224V220H113V223H111ZM129 224H130V222H129ZM147 224H148V223H147ZM152 224H153V223H152ZM12 225H13V224H12ZM12 225H11V227H13ZM47 225H48V224H47ZM64 225H63V226H64ZM72 225H73V223H72ZM90 225H91V224H90ZM90 225H88V226H90ZM106 225H107V224H106ZM106 225L104 226V228H106ZM109 225H110V224H109ZM122 225H123V224H122ZM137 225H138V224H137ZM139 225H140V224H139ZM167 225L170 227L169 224H167ZM218 225H219V223H218ZM17 226H16V227H17ZM25 226H26V225H25ZM25 226H24V227H25ZM35 226H36V225H35ZM42 226H44V225H42ZM53 226H54V225H53ZM53 226H52V227H53ZM58 226H59V224H58ZM60 226H61V230H62V229H63V228H62V227H63L62 224H61ZM60 226L57 228L58 230L60 229ZM65 226H67V225H65ZM97 226H98V225H97ZM132 226H133V225H132ZM132 226H131V227H132ZM140 226H142V225H140ZM145 226H146V224H145ZM150 226H151V224H150ZM164 226H166V225L164 224ZM168 226H166V228H164V227H163V228L160 227V228H161V229H166V230H168V229H167ZM22 227H23V226H22ZM26 227L29 228V227H30L29 224H28V226H26ZM32 227H33V226H32ZM52 227L50 226L49 228H52ZM70 227H71V226H70ZM80 227H79V228H80ZM83 227H84V226H83ZM83 227H82V228H83ZM95 227H96V226H95ZM107 227H109V226H107ZM143 227H144V226H143ZM225 227H226V226H225ZM14 228H15V226H14ZM34 228H35V230H36V227H34ZM79 228H78V229H79ZM86 228H88V227H86ZM91 228H92V227H91ZM99 228H100V227H99ZM133 228H134V227H133ZM137 228H138V227H137ZM160 228H159V230H161ZM170 228H171V227H170ZM38 229H39V228H38ZM44 229H45V228H44ZM55 229H56V228H55ZM57 229H56V230H57ZM69 229H70V228H69ZM78 229H76V230L73 229V230H75V231L77 232ZM80 229H81V228H80ZM83 229H84V228H83ZM89 229H90V228H89ZM92 229H93V228H92ZM101 229H102V228H101ZM130 229H131V228H130ZM140 229H141V228H140ZM140 229H139V230H140ZM9 230H10V229H9ZM9 230H8V231H9ZM14 230H16V231H13V230H12V231L15 232V234H17V233L20 234V232H22L23 229L21 230V228H20V229L16 228V229H14ZM17 230H21V231L19 232V231H17ZM24 230H25V229H24ZM32 230H33V229H32ZM42 230H43V229H42ZM42 230H41V231H42ZM58 230H57V231H58ZM103 230H104V229H103ZM128 230H129V229H128ZM146 230H147V229H146ZM166 230H164V231H166ZM25 231H26V230H25ZM25 231H24V233H25ZM49 231H50V230H49ZM75 231H73V233L76 234ZM79 231H81V230H79ZM83 231H84V230H82V232H83ZM85 231H86V230H85ZM85 231H84V234L87 233V232H85ZM92 231H93V230H92ZM162 231H163V230H162ZM162 231H160V232H162ZM169 231H171V230H169ZM169 231H168V233H171V232H169ZM26 232H27V231H26ZM35 232H36V231H35ZM37 232H38V231H37ZM37 232H36V233H37ZM42 232H43V231H42ZM47 232H48V231H47ZM64 232H65V231H64ZM66 232H67V231H66ZM68 232H69V230H68ZM71 232H72V230H71ZM82 232H81V233H82ZM156 232H157V231H156ZM9 233H12L11 230L9 231ZM44 233H45V232H44ZM44 233H43V234L40 233V234L42 235V237L45 236ZM58 233H60V231H59ZM77 233H78V232H77ZM101 233H102V232H101ZM101 233H99V234H101ZM138 233H139V232H138ZM150 233H151V232H150ZM152 233H153V232H152ZM157 233H158V232H157ZM157 233H156V235H154V234H153V235L158 237V235H160V234H157ZM163 233H166V232H163ZM163 233H162V234H163ZM48 234H49V232H48ZM48 234H47V236H48ZM60 234L62 235L63 233L61 232ZM67 234H68V233H67ZM75 234H74V235H75ZM88 234H89V233H88ZM162 234H161L160 236H162ZM166 234H167V233H166ZM2 235H3V234H2ZM2 235H0V237H1ZM13 235H14V234H13ZM13 235L11 236V238L16 237V236L13 237ZM28 235H30V234H28V232H27V236H28ZM36 235H37V234H36ZM49 235H50V234H49ZM69 235L71 236L70 232H69L68 236H69ZM74 235H73V237H74ZM79 235H80V234H79ZM81 235H82V234H81ZM3 236H4V235H3ZM17 236H18V235H17ZM24 236L26 237V233H25V235H23V237L20 236V237L22 238V241H26L25 239H28V237L30 238L31 235L28 236L27 238H25ZM34 236H35V235H34ZM34 236L32 235V237H34ZM38 236H39V235H38ZM63 236H65V235H63ZM63 236H61L60 238L62 239ZM68 236H67V237H68ZM84 236H85V235H84ZM87 236H89V235H87ZM93 236H92V237H93ZM147 236H148V238H151V237H152L151 235H150L151 237H149V234H147ZM154 236L152 237V240H153V242H152L153 244H151L152 246L155 245L154 242L156 243V241H157V240H156V237H154ZM160 236H159V237H160ZM168 236H169V234H168ZM176 236H177V235H176ZM42 237H40V238H42ZM76 237H79V236H76ZM113 237H114L115 239H113ZM139 237L141 238V235H140ZM162 237H163V236H162ZM164 237H165V236H164ZM164 237H163V238H164ZM166 237H167V235H166ZM166 237H165V238H166ZM173 237H175V235L172 236L171 238H173ZM177 237H178V236H177ZM16 238H17V237H16ZM16 238H15V239H16ZM18 238H19V237H18ZM21 238H20V239H21ZM24 238H25V239H24ZM40 238H39L38 241H39V242H40V240L43 241L44 238H43V239H40ZM71 238H72V236L70 237V239H71ZM117 238H118V239H117ZM153 238H155V239H153ZM169 238H170V237H169ZM20 239H19V242H21ZM74 239H77V238H74ZM79 239H80V238H78V241H79ZM84 239L87 240V238H85V237H84ZM84 239H82V237H81V240H84ZM131 239H132V238H131ZM157 239H160V238H157ZM174 239H177V238H174ZM28 240H29V239H28ZM33 240H34V239H33ZM36 240H37V238H36ZM36 240H35V241H36ZM64 240H65V237H64V239L61 240V241H64ZM67 240L69 241V239H67ZM71 240H72V239H71ZM81 240H80V242H81ZM88 240H89V241L91 240V237H90V236H89V239H88ZM92 240H93V242H94V239H92ZM125 240H127V239H125ZM149 240H151V239H149ZM152 240H151V241H152ZM154 240H155V241H154ZM160 240H162V238H161ZM160 240H158V241H160ZM170 240H171V239H170ZM172 240H173V239H172ZM35 241H34V242H35ZM65 241H66V240H65ZM72 241H73V240H72ZM89 241H88V242H89ZM129 241H130V240H129ZM137 241H138V239H137ZM158 241H157V242H158ZM163 241H164V240H163ZM165 241H166V239H165ZM175 241H176V240H175ZM15 242H17V243H15ZM27 242H29V241H27ZM30 242H31V241H30ZM34 242H33L32 244H35ZM39 242H38V243H39ZM80 242H79L78 244H80ZM88 242H86V244H88ZM123 242H124V241H123ZM126 242H127V241H126ZM131 242H132V241H131ZM14 243H15V246H16V244L18 245V240L16 239V241H13V244H14ZM21 243H22V242H21ZM40 243H42V242H40ZM40 243H39V244H40ZM65 243H66V242H65ZM69 243L73 244L71 241H70ZM89 243H90V242H89ZM132 243H133V242H132ZM149 243H150V241H149ZM161 243H163V242H161ZM166 243H167V242H166ZM178 243H179V242H178ZM13 244L10 245V246H12V249H14V248H13ZM32 244H31V243H26V244L23 243L22 245H23V248H24L25 250H26V249L30 250V251L32 252L33 255H35V256L38 255V254L40 255L39 252H41V251L37 252L36 249H35L36 247L32 246ZM39 244H38V245H39ZM42 244H43V243H42ZM67 244H68V243H66V247H69V246H67ZM71 244H70V245H71ZM74 244H75V245H78V244H76L75 242H74ZM81 244H83V242H82ZM84 244H85V242H84ZM84 244L81 245L83 250H85V249L83 248ZM93 244H94V243H93ZM130 244H131V243H130ZM159 244H160V242H159ZM164 244H165V243H164ZM175 244H176V243H175ZM19 245H21V244H19ZM44 245H45V244H44ZM131 245H133V244H131ZM134 245H136V244L134 243ZM151 245H149V246H151ZM157 245H158V244H157ZM157 245L155 246V248L158 247ZM160 245H162V244H160ZM160 245H159V246H160ZM170 245H171V244H170ZM35 246H37V242H36V245H35ZM40 246H41V244H40ZM71 246H72V245H71ZM129 246H130V245H129ZM149 246H148L147 248H149ZM152 246H151V247H152ZM162 246H163V245H162ZM162 246H160V247H162ZM172 246H173V245H172ZM37 247H38L39 250L45 248L43 245H42L43 248H42V247L40 248L39 246H37ZM76 247H78V246H75V251H76V252H78L77 250H79V251L82 250V249H81V250H80V249H76ZM126 247H127V246H126ZM132 247H134V249H135V246H132ZM137 247H138V246H137ZM137 247H136V248H137ZM151 247H150V248H151ZM165 247H167V245H165ZM168 247H169V246H168ZM170 247H171V246H170ZM9 248H10V247H9ZM21 248H22V247H21ZM80 248H81V247H80ZM130 248H131V247H130ZM130 248L128 247V250H127V249H126V250L129 251V250H131ZM10 249H11V248H10ZM17 249H18V248H17ZM19 249H20V248H19ZM50 249H51V247H50L49 249L47 248L48 251H49ZM72 249H73V251H74V247H73ZM134 249H133V251H134ZM138 249H139V248H138ZM138 249H137V250H138ZM167 249H168V248H167ZM178 249H179V248H178ZM20 250L23 251V249H20ZM44 250H45V249H44ZM44 250H43V251H44ZM47 250H46V251H47ZM70 250H71V249H70ZM70 250H69V253H70ZM88 250H89V249H88ZM149 250H150V249H149ZM156 250H157V249H156ZM14 251H15V250H14ZM14 251H13V252H14ZM22 251H20V252H22ZM48 251H47V252H48ZM64 251H66V250H64ZM73 251H72V254H73ZM131 251H132V250H131ZM133 251H132V252H133ZM146 251H148V250L146 249ZM146 251H145V252H146ZM159 251H161L160 248H159ZM170 251H172V250H170ZM173 251H174V250H173ZM176 251H177V250H176ZM7 252H9V251L7 250ZM7 252H6V253H7ZM18 252H19V250H18ZM18 252H17V253H18ZM31 252H30V253L27 252V253H23V254H24V255L26 254L25 257H28V259H29V257L31 256V257H30V258H31V259H30L31 261L36 260V259H33V258H36L35 256L32 257L33 255H29V254H31ZM36 252H37L38 254H35ZM66 252H68V251H66ZM122 252H123V251H122ZM125 252H126V251L124 250V253H125ZM129 252H130V251H129ZM134 252H136V251H134ZM134 252H133V253H134ZM145 252H144V253H145ZM151 252H152V249L150 250V252H148V254L150 255ZM153 252H154V251H153ZM155 252H156V251H155ZM157 252H158V251H157ZM161 252H163V251H161ZM1 253H2V252H1ZM6 253H5V254H6ZM17 253H16V254H17ZM43 253H44V252H43ZM53 253H54V251H53ZM74 253H75V252H74ZM80 253H81V252H79V254H80ZM119 253H118V254H119ZM166 253L168 254V251H167V250H166ZM171 253H172V252H171ZM171 253H169V254H171ZM174 253H176V252L174 251ZM18 254H19V253H18ZM47 254H48V253H47ZM47 254H46V255H47ZM51 254H52V253H51ZM66 254H68V253H66ZM72 254H71V255H72ZM75 254H76V253H75ZM79 254L74 255V257H75V256L77 257V255H79ZM85 254H86V253H85ZM121 254H123V253H121ZM128 254H129V253H128ZM130 254H132V253H130ZM130 254H129V255H130ZM139 254H140V253H139ZM148 254H147V255H148ZM162 254H163V253H162ZM177 254H178V253H177ZM3 255H4V254H3ZM7 255H8V254H7ZM14 255H15V253L13 254V256H14ZM24 255H23V257H24ZM43 255L46 256L45 254H43ZM53 255L55 256V254H53ZM63 255H64V254H63ZM81 255H83V251H82V254H81ZM81 255L78 256L77 258L75 257L76 260H78L79 257H81ZM86 255H87V254H86ZM115 255H116V256H115ZM129 255H128V256H129ZM147 255L143 256V258L146 257ZM151 255H152V253H151ZM155 255H156V254H155ZM155 255H154V256H155ZM163 255H165V254H163ZM16 256H18V255H16ZM16 256H14V257H16ZM41 256H42V254H41ZM54 256H51V258L54 259V258H55ZM64 256H65V255H64ZM67 256H69V254L65 256L66 258H65V257H64V258L68 260V258H69L70 256H69L68 258H67ZM120 256H123V255H120ZM125 256H127L126 253H125ZM128 256H127L126 258H129ZM136 256H138V251H137V255H136ZM154 256H153V257H154ZM156 256H157V255H156ZM158 256H159V255H158ZM165 256H166V255H165ZM1 257H2V256H0V258H1ZM6 257H7V256H6ZM8 257H9V255H8ZM18 257H20V255H19ZM37 257H38V256H37ZM49 257H50V256H49ZM74 257H73V258H74ZM82 257H83V256H82ZM87 257H88V258H87ZM151 257H152V256H151ZM153 257H152V261H153V259H154ZM161 257H162V256H161ZM20 258H21V257H20ZM20 258H15L14 260L12 259V261L9 260V261L12 262V263L10 262V264H21V263H23V261L21 262V259H20ZM39 258H41V257H39ZM39 258H37V259H39ZM56 258H57V257H56ZM120 258H121V257H120ZM124 258H125V257H124ZM124 258H123V259H124ZM147 258H149V260H148ZM147 258H145L146 263H147V260H148V263L151 262V260H150V256H148ZM156 258H157V257H156ZM167 258H168V257H167ZM167 258H165V259H167ZM5 259H6V258H5ZM8 259H10V258H8ZM32 259H33V260H32ZM44 259H46V258H44ZM44 259H42V260H44ZM49 259H50V258H49ZM57 259H58V258H57ZM70 259L73 260V259H72V256H71ZM82 259H83V258H82ZM146 259H147V260H146ZM161 259H163V257H162ZM22 260H24V259H22ZM71 260H69V261L71 262L70 264H73V262H74V263L76 262V261H74L75 259H74L73 261H71ZM121 260H122V259H121ZM121 260H120V261H121ZM125 260H126V259H125ZM127 260H128V259H127ZM130 260H131V259H130ZM143 260H144V259H143ZM143 260H142V261H143ZM159 260H160V259H159ZM159 260H158V261H159ZM0 261H1V260H0ZM6 261H7V260H6ZM9 261H7V262H9ZM36 261H37V260H36ZM39 261H41V260L39 259ZM48 261H49V260H48V257H47V262H48ZM51 261H52V260H51ZM55 261H57V260H56V259L53 260V262H55ZM65 261H66V260H65ZM69 261H67L68 264H69ZM80 261H81V259H80ZM116 261H117V259H116ZM154 261H156V260L154 259ZM164 261H165V260H164ZM167 261H168V259H167ZM4 262H5V261H4ZM4 262H3V263H4ZM26 262H27V261H26ZM28 262H29V264L32 263V262H30V261H28ZM41 262H42V261H41ZM67 262H66V264H67ZM78 262H79V260H78ZM118 262H119V260H118ZM125 262H126V261H124V263H125ZM0 263L3 264L2 262H0ZM24 263H25V262H24ZM34 263H37V262L34 261ZM34 263H33V264H34ZM39 263H40V262H39ZM39 263H37V264H39ZM45 263H46V262H45ZM122 263H123V262H122ZM122 263L119 262V264H122ZM124 263H123V264H124ZM127 263L129 264V262H126V264H127ZM130 263H131V262H130ZM143 263H144V262H143ZM143 263H142V264H143ZM148 263H147V264H148ZM165 263H166V262H165ZM5 264H6V262H5ZM7 264H8V263H7ZM26 264H28V263H26ZM48 264H49V263H48ZM50 264H51V263H50ZM52 264H54V263H52ZM59 264H60V263H59ZM116 264H117V263H116ZM151 264H152V263H151Z\"/></svg>",
  "mask_w": 264,
  "mask_h": 264
}]
</instances>
